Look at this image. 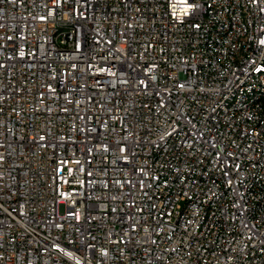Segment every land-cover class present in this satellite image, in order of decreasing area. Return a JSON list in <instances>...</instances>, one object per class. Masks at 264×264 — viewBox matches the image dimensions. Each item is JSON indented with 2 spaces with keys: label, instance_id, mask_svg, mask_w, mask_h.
<instances>
[{
  "label": "built area",
  "instance_id": "built-area-1",
  "mask_svg": "<svg viewBox=\"0 0 264 264\" xmlns=\"http://www.w3.org/2000/svg\"><path fill=\"white\" fill-rule=\"evenodd\" d=\"M0 264H264V0H0Z\"/></svg>",
  "mask_w": 264,
  "mask_h": 264
}]
</instances>
